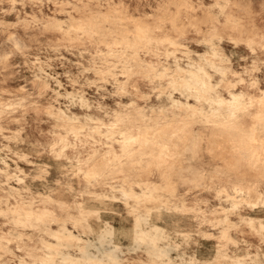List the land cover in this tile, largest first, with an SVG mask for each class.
<instances>
[{
	"label": "rangeland",
	"instance_id": "rangeland-1",
	"mask_svg": "<svg viewBox=\"0 0 264 264\" xmlns=\"http://www.w3.org/2000/svg\"><path fill=\"white\" fill-rule=\"evenodd\" d=\"M263 46L264 0H0V264H264Z\"/></svg>",
	"mask_w": 264,
	"mask_h": 264
},
{
	"label": "bare ground",
	"instance_id": "bare-ground-1",
	"mask_svg": "<svg viewBox=\"0 0 264 264\" xmlns=\"http://www.w3.org/2000/svg\"><path fill=\"white\" fill-rule=\"evenodd\" d=\"M182 1V0H181ZM234 3V2H233ZM66 5V4H65ZM186 4H184V6H185ZM235 5H237V4H235ZM240 5V4H239ZM68 6V4L66 5V7ZM65 7V6H64ZM239 7V6H238ZM245 7V6H244ZM248 8V7H247ZM241 10H242V7L240 8ZM244 10H245V8H244ZM191 11V10H190ZM192 11H193V9H192ZM239 11V10H238ZM242 12V11H241ZM248 12V11H247ZM120 13V12H119ZM115 14V13H114ZM220 14V13H219ZM110 15V14H109ZM107 16V15H106ZM125 16V15H124ZM209 16H210V14H209ZM211 18H212V16H210ZM214 17V16H213ZM132 18V17H131ZM216 18V17H215ZM175 19V18H174ZM174 19H172V21L174 20ZM213 19V18H212ZM86 20V19H85ZM209 20V19H208ZM211 20V19H210ZM233 20V19H232ZM89 21H90V19H89ZM93 21H94V19H93ZM169 21L171 22V20L169 19ZM175 21V20H174ZM207 21V20H206ZM235 21H236V19H235ZM112 22V21H111ZM71 23V22H70ZM73 23V22H72ZM87 23H89V22H86V24ZM91 23V22H90ZM105 23H107V22H105ZM113 23H115L114 21H113ZM163 23H164V21H163ZM172 23V22H171ZM208 23V22H207ZM57 24V23H56ZM95 24V23H94ZM103 24V23H102ZM85 25V24H84ZM91 26H93L92 24H90ZM89 25V26H90ZM83 26V25H82ZM174 26V25H173ZM172 26V27H173ZM87 27V26H86ZM104 27V26H103ZM233 27H235V26H233ZM56 28V27H55ZM72 28V27H71ZM89 28V27H88ZM183 28H184V26H183ZM256 28V27H255ZM80 29V28H79ZM106 29V28H105ZM180 29V27L178 28V30ZM239 29V28H238ZM241 29V28H240ZM78 30V29H77ZM86 30V29H85ZM88 30V29H87ZM89 30H90V28H89ZM93 30V29H92ZM177 30V29H176ZM175 30V31H176ZM97 31V30H96ZM99 31V30H98ZM105 31H107V30H105ZM61 32V31H60ZM135 32H137V31H135ZM131 33H132V31H131ZM137 34V33H136ZM139 34V33H138ZM101 35H102V33H101ZM141 35V34H140ZM11 36V35H10ZM119 36V35H118ZM256 36V35H255ZM121 38H122V36H121ZM214 38H216V37H214ZM255 38V37H254ZM17 41V40H16ZM80 41V40H79ZM251 41V40H250ZM131 43V42H130ZM105 44V43H104ZM133 48V47H132ZM263 48H264V46H263ZM212 50V49H211ZM104 54V53H103ZM126 55V54H125ZM128 55V54H127ZM132 55V54H131ZM108 56H109V54H108ZM125 57V56H124ZM133 57V56H132ZM111 58V57H110ZM130 58V57H129ZM208 58H210V57H208ZM111 63V62H110ZM112 64V63H111ZM140 64H142L141 62H140ZM211 64V63H210ZM26 66V65H25ZM212 68H214V69H216V70H219V66H217V65H215L214 63H212L211 65H210ZM141 68V67H140ZM144 69V68H143ZM142 69V71H144L145 72V70H143ZM138 70V69H137ZM146 70H150V69H146ZM196 70H197V72H202V71H204L205 70V67L203 68V67H198V68H196ZM134 72L136 71V70H133ZM150 72H151V70H150ZM150 72H148V73H150ZM152 73V72H151ZM104 74V73H103ZM110 74H112V73H110ZM126 75H127V73H125ZM128 75H129V73H128ZM130 75H132V74H130ZM145 76V75H144ZM191 80H189L188 81V86H190L191 85V82H190ZM179 83V82H178ZM192 84H194V85H196V86H205V81H203V80H200V79H196V78H194V79H192ZM132 88V87H131ZM160 90V89H159ZM166 90V89H165ZM164 94V93H163ZM71 96V95H70ZM231 96V95H230ZM237 99V97L235 96V95H233L232 97H231V99H229L230 101H235ZM79 100V99H78ZM81 101V100H80ZM174 101V100H173ZM259 101V100H258ZM85 102V101H84ZM83 102V103H84ZM257 103V102H256ZM85 104V103H84ZM219 107V106H218ZM220 108V107H219ZM260 109V108H259ZM183 110V109H182ZM235 110V109H234ZM48 112V111H47ZM228 112H230V110L228 111ZM52 112H50V114H51ZM137 114L135 113V116H136ZM139 115H141V114H139ZM138 116V115H137ZM130 117V116H129ZM67 118L70 120V121H76V120H81V117H78L77 115H74V114H72V115H67ZM86 118L87 119H93V117L92 116H90V115H86ZM139 118V117H138ZM141 118V117H140ZM121 119V118H120ZM135 120V119H134ZM141 120H144V119H142L141 118ZM214 121V120H213ZM131 124L133 123V122H131V121H129ZM194 122V121H193ZM128 123V122H127ZM129 123V124H130ZM135 123V122H134ZM144 123V122H143ZM195 123V122H194ZM225 123H226V121H225ZM255 123V122H254ZM172 124V123H171ZM168 125H170V123H168ZM178 125H180V124H178ZM166 126V125H165ZM171 126V125H170ZM146 128V127H145ZM163 128H166V127H162V129ZM234 128V127H233ZM240 128V127H239ZM160 130V129H159ZM238 130V129H237ZM258 131V130H257ZM124 132V131H123ZM107 133V132H106ZM129 133V132H128ZM154 133V132H153ZM152 133V134H153ZM156 133V132H155ZM157 133H159V132H157ZM253 133V132H252ZM151 134V133H150ZM150 134H146V136H149ZM151 134V135H152ZM259 134L261 135V133L260 132H258V136H259ZM263 134V136H264V132L262 133ZM112 135V134H111ZM142 135H144V134H142ZM154 135V134H153ZM152 135V136H153ZM158 135V134H157ZM110 136V135H109ZM141 136V135H140ZM190 136V135H189ZM256 136V135H255ZM257 136V137H258ZM262 136V135H261ZM260 136V137H261ZM262 136V137H263ZM108 137V136H107ZM139 137V136H138ZM151 137V136H150ZM149 137V138H150ZM257 137H255V138H257ZM259 137V138H260ZM140 138V137H139ZM142 138H146V137H143L142 136ZM141 138V139H142ZM157 138V137H156ZM147 139H148V137H147ZM147 139H145V140H147ZM172 139H173V137H172ZM185 139V138H184ZM186 139H189V138H186ZM185 139V140H186ZM215 139V138H214ZM213 139V140H214ZM260 139H263V138H260ZM150 140V139H149ZM154 140H155V138H154ZM225 140V139H224ZM202 141H203V138H202ZM236 141V140H235ZM252 141V140H251ZM259 141L260 140H258L257 139V142L259 143ZM263 141V140H262ZM230 142V141H229ZM237 142V141H236ZM249 142V141H248ZM173 143H174V140H173ZM231 143H233V142H231ZM235 143V142H234ZM245 143H247V141L245 142ZM245 143H244V145H245ZM250 143V142H249ZM253 143V142H252ZM186 144V143H185ZM188 144V143H187ZM223 144V143H222ZM221 144V145H222ZM238 144V143H237ZM260 144V143H259ZM264 144V143H263ZM209 145H210V143H209ZM236 145V144H235ZM254 145L256 146V144L254 143ZM143 146V145H142ZM145 146V145H144ZM167 146V145H166ZM180 147H181V143H180V145H179ZM182 146H184V145H182ZM201 146H202V144H201ZM225 146V145H224ZM251 146H253V144L251 145ZM254 146V147H255ZM260 146V145H259ZM141 147V146H140ZM146 147V146H145ZM144 147V148H145ZM185 147V146H184ZM219 148L218 149H220V146H218ZM235 147V146H234ZM257 148H258V146H256ZM143 148V149H144ZM171 148V147H170ZM233 148V147H232ZM236 148V147H235ZM242 148V147H241ZM246 149L248 148V147H245ZM184 149V148H183ZM182 149V150H183ZM255 149V148H254ZM262 149V148H261ZM264 149V148H263ZM263 149L261 150L262 152H263ZM169 150V149H168ZM171 150V149H170ZM172 150H174V149H172ZM234 150V149H233ZM257 150V149H256ZM227 151V150H226ZM234 151H236V150H234ZM260 151V149H259V152H261ZM166 152H168V151H166ZM170 152V151H169ZM175 152V151H174ZM180 152H183V151H181V149H180ZM179 152V153H180ZM228 152V151H227ZM237 152H239L238 150H237ZM237 152H236V154H237ZM261 152V153H262ZM240 153V152H239ZM154 155H156V154H154ZM167 155H169V154H167ZM171 155V154H170ZM241 155V154H240ZM256 155H258V152H257V154ZM159 156V155H158ZM238 157H239V154L237 155ZM260 156L262 157L263 156V153H262V155L260 154ZM157 157V156H156ZM168 157V156H167ZM159 158V157H158ZM162 158V157H161ZM245 158V157H244ZM103 159V158H102ZM164 159H166V158H164ZM168 159V158H167ZM173 159V158H172ZM245 159H247V158H245ZM244 159V160H245ZM261 159V158H260ZM161 160H163V159H161ZM160 160V161H161ZM262 160H264L263 159V157H262ZM103 161V160H102ZM153 161H154V159H153ZM152 161V162H153ZM257 161V160H256ZM99 162H100V160H99ZM250 162V161H249ZM155 163V162H154ZM134 164V163H133ZM156 164V163H155ZM162 164H163V162H162ZM161 164V165H162ZM167 164H168V162H167ZM176 164V163H175ZM229 164H231V163H229ZM159 164H158V162H157V166H158ZM160 165V166H161ZM173 165V164H172ZM180 165V164H179ZM255 165V164H254ZM101 166V165H100ZM132 166V165H131ZM260 166V165H259ZM99 168V167H98ZM144 169V168H143ZM159 170V169H158ZM37 172V171H36ZM35 172V173H36ZM159 172V171H158ZM140 176V175H139ZM19 180V179H18ZM88 181V180H87ZM127 182V181H126ZM172 184V186H174L173 185V183H171ZM170 185V184H169ZM168 185V186H169ZM146 186V185H145ZM172 186H171V188H172ZM150 189V188H149ZM174 189V188H173ZM167 191H169V190H167ZM156 192V191H155ZM164 193H165V191H164ZM171 193V192H170ZM172 193H174V192H172ZM123 194V193H122ZM169 194V193H168ZM173 195V194H172ZM174 196H175V194H174ZM174 196H173V198H174ZM258 198H259V196H258ZM126 199V198H125ZM153 200V199H152ZM233 207V206H232ZM28 209V208H27ZM26 210V209H25ZM94 213H96L97 215H100V213H101V209H98V208H96V209H94ZM5 216V215H4ZM141 216V215H140ZM14 219V218H13ZM142 220H141V222H147V219L146 218H144V217H142L141 218ZM140 224H136L135 225V229H134V233H136V234H134V235H140L141 234V231H140ZM97 228H95L94 227V231H99V234L96 236V238H95V240L93 241V240H89V243H90V245L91 246H95L96 247V245L95 244H101V245H103V244H105V243H109V247L108 248H105V251H103V252H99V253H93V255H92V257L95 259V260H98V261H100V262H103V261H105V260H109V261H114V262H119V260H120V258H121V254H120V251H119V245L118 244H115V242H120V239H121V237L124 235L125 236V234H126V236H129V228H127L126 226H121V225H119V226H115V225H112V224H108L107 222H106V225L104 226V227H102L100 230H96ZM78 238H80L79 236H78ZM15 241V240H14ZM134 242H136V245H134V246H137L138 247V243H139V240H137V241H134ZM112 243H114V245H112ZM144 245V244H143ZM94 247V248H95ZM136 247V248H137ZM97 248V247H96ZM133 248V247H132ZM89 249V248H88ZM101 250V249H100ZM137 250V249H136ZM1 251V250H0ZM7 251V250H6ZM5 251V252H6ZM49 251V250H48ZM133 251V250H132ZM8 252V251H7ZM45 264H59V263H57L54 259L53 260H48V262L47 263H45ZM64 264V263H63Z\"/></svg>",
	"mask_w": 264,
	"mask_h": 264
}]
</instances>
